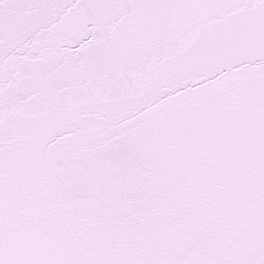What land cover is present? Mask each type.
Masks as SVG:
<instances>
[{
	"label": "snow or ice",
	"instance_id": "snow-or-ice-1",
	"mask_svg": "<svg viewBox=\"0 0 264 264\" xmlns=\"http://www.w3.org/2000/svg\"><path fill=\"white\" fill-rule=\"evenodd\" d=\"M0 264H264V0H0Z\"/></svg>",
	"mask_w": 264,
	"mask_h": 264
}]
</instances>
